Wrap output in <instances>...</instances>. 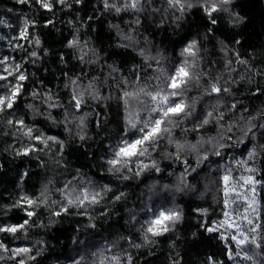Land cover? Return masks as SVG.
<instances>
[{"label": "trees", "instance_id": "16d2710c", "mask_svg": "<svg viewBox=\"0 0 264 264\" xmlns=\"http://www.w3.org/2000/svg\"><path fill=\"white\" fill-rule=\"evenodd\" d=\"M45 2L49 8L0 0V96L18 89L12 108L0 111V228L28 221L14 233L0 231V264H262L264 0H186L183 12L167 0H140L139 10L108 0L120 12L104 0ZM213 3L218 10L209 15ZM193 41L189 55L184 49ZM185 62L193 79L177 99L192 106L190 114L166 125L170 133L141 158L148 168L109 171L119 142L134 138L129 120L148 118L154 106L145 93L164 88ZM212 83L221 91L206 95ZM74 91L83 93L78 110ZM176 142L185 146L179 159ZM250 176L255 191L243 197ZM82 189L89 199L68 204ZM161 207L181 219L153 236L146 222ZM236 229L261 247L242 251L228 239ZM20 248L30 251H14Z\"/></svg>", "mask_w": 264, "mask_h": 264}, {"label": "snow or ice", "instance_id": "6c2138e0", "mask_svg": "<svg viewBox=\"0 0 264 264\" xmlns=\"http://www.w3.org/2000/svg\"><path fill=\"white\" fill-rule=\"evenodd\" d=\"M23 2V0H22ZM39 2L42 4L43 7L49 8L50 5L45 2V0H39ZM63 2V0H61ZM79 2V0H77ZM169 7L178 9L179 11L183 12L186 7V0H167ZM231 0H220L221 4H228ZM140 0H128L123 7L124 8H131L135 10H139ZM104 6L105 8H114L116 12H120L122 9L121 7H116L115 4H109L108 0H104ZM187 7H192L191 4H187ZM218 6L213 3L211 7H205V11L211 15V12L217 11ZM215 23V21H212ZM126 39H131V37H126ZM78 42L77 41H70L69 46H75ZM195 47V41L190 43L184 51L187 52L189 55H195L193 49ZM32 56H36V53L33 52ZM83 59V57H81ZM0 63H3V61H0ZM19 66H17V69ZM4 71H8L7 68L4 69ZM12 73L9 72V75ZM6 79L4 76H0V80ZM19 80H24L25 77L20 74L18 76ZM193 79L191 73L186 70V62L185 64H181L179 67H176L175 72L167 78V83L165 84V87L162 89H159L157 91L148 92L145 93L149 99L153 102L154 106L150 108L149 110V116L145 119H139L136 122H132L129 120L128 123V131L131 134L132 139L124 138L122 139L119 144L116 146V148L113 151V158L109 159L107 163L110 165L109 171H116L121 172V170H127L128 172H132V165H137L140 170H143L145 168H148L149 165L145 164L142 157H147L150 155L149 149H155V146L159 139L165 134L170 133V128H168L166 125H169L173 122V118L179 117L182 114L188 115L190 114L191 107L189 104H187L182 98L177 99L178 97H181L182 90L188 85L189 81ZM76 82L73 81V84ZM91 87V86H89ZM143 91V89H141ZM221 91V88L218 86L217 83H212L209 86V90L206 92V95H212V94H219ZM223 91H228V89H223ZM18 92V89L16 91H13L10 96H0V111H3L5 108H12V97L15 96ZM136 93H124L125 97L128 96H135ZM51 99V97H49ZM73 101H74V107L75 109H79L81 107V104L83 103V93L77 94L75 91L73 93ZM53 106V105H50ZM233 108H235V105H232ZM213 113L210 111L207 113L206 118L204 119L203 123L207 124L209 123V117H212ZM83 117L80 118L81 125L83 124ZM9 123H12V121H9ZM21 126H23V121H18ZM248 131H251L249 128ZM248 131L244 133L245 136H247ZM32 129L29 128L25 135L31 136ZM83 139V136L80 137ZM35 139L41 140V136H36ZM47 140L56 141V137H48ZM47 140L44 142L47 143ZM62 146V145H61ZM177 146V159H179L180 152L184 149V145L179 144V142H176ZM195 148V145L192 146ZM224 148L223 144H219L218 147L215 148L214 154L217 156L221 155V149ZM252 153H249V156L251 157ZM203 159H207V157H203ZM239 163V162H238ZM152 167L156 168L157 171H159V168L156 167L155 162H152ZM187 171V169H186ZM136 175L140 174V171H137L135 173ZM129 177L125 176L124 179H128ZM230 177L228 175H225L222 177V180L225 182V190L224 195L227 197L229 195V189L227 188V182L229 181ZM241 179H244L243 177ZM251 178H247L245 182L250 181ZM67 188V185L65 186ZM167 187V186H166ZM98 194H92L91 195V202L95 203L96 196ZM120 197H117L119 199ZM27 199V198H25ZM89 199V193L87 189H82L80 191V195L77 197L75 201L72 199H68V204L77 203L79 205H83V203ZM28 203H33L32 200H28ZM225 206L228 204L227 198L224 201ZM66 210V209H65ZM29 216L33 215V213H28ZM225 217H228V213H224ZM181 219L180 212L173 210V209H164L163 207L159 208L156 212V214L153 216V218L146 222V233H151L153 236L161 235L163 232L169 231L168 222L176 223ZM28 221H24V224L21 225H14L7 228H0V231H7V232H16L18 229H22L25 224H27ZM225 225V222L222 221L220 223V227H223ZM206 227V231L208 232H214L217 231L216 227ZM158 229V230H157ZM239 236H242L243 238H239ZM238 235L234 234L228 239L235 242L236 246L240 248L242 251L245 249V246H255L256 248L261 247V243L257 242L254 236L249 237L247 235H244L243 233H240ZM221 239H225L223 235H221ZM5 246L0 244V248H4ZM5 251L7 249L5 248ZM16 253H27L30 250L28 248H20L14 250ZM239 252L235 253L236 256H239ZM229 258H233V254L229 252ZM245 260H253V256H250L247 251H244V257ZM0 259H3V257H0ZM113 260L118 261L119 257H112ZM211 260V258H210ZM20 264H24V261L21 260ZM76 264H80V261H76ZM264 264V262H262Z\"/></svg>", "mask_w": 264, "mask_h": 264}, {"label": "rangeland", "instance_id": "374dc122", "mask_svg": "<svg viewBox=\"0 0 264 264\" xmlns=\"http://www.w3.org/2000/svg\"><path fill=\"white\" fill-rule=\"evenodd\" d=\"M248 178H249V177H248ZM250 178H251V180L248 181V182H251V183H250V186H248L249 190H248V191H244V192L242 193V196H243V197H250V196H252V195L254 194V191H255V180L252 179V178H253L252 176H250ZM246 180H247V178L245 179V181H246ZM248 182H244L243 185L246 186ZM248 200L250 201V200H252V199H248ZM238 233H239V231L236 229L235 234L237 235Z\"/></svg>", "mask_w": 264, "mask_h": 264}]
</instances>
